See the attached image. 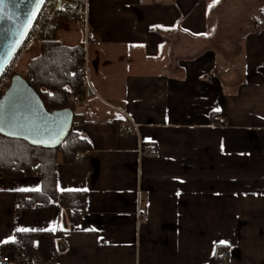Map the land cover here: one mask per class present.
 I'll return each instance as SVG.
<instances>
[{
    "label": "crops",
    "instance_id": "0c3cea01",
    "mask_svg": "<svg viewBox=\"0 0 264 264\" xmlns=\"http://www.w3.org/2000/svg\"><path fill=\"white\" fill-rule=\"evenodd\" d=\"M235 1L264 7L88 0V96L71 103L92 149L56 171L86 202L73 223L62 208L17 213L15 194L40 181L0 178V255L37 232L38 264H264V26L217 11ZM54 37L82 43L70 22ZM149 145L158 157L139 155Z\"/></svg>",
    "mask_w": 264,
    "mask_h": 264
},
{
    "label": "trees",
    "instance_id": "16d2710c",
    "mask_svg": "<svg viewBox=\"0 0 264 264\" xmlns=\"http://www.w3.org/2000/svg\"><path fill=\"white\" fill-rule=\"evenodd\" d=\"M252 19L253 26L245 28V32H255L264 26V7L257 9ZM57 22L54 29L42 33L40 40L32 47V53L29 56L26 53L11 78L14 75L21 76L38 94L48 112L70 109L75 113L72 100L88 96L84 49L82 43L67 46L58 41L54 34L64 21L58 19ZM77 117L74 114L72 129L54 149L34 147L24 141L0 135V178L37 177L40 181L38 191L15 194L17 213L62 208L72 223L77 220L76 209L84 207L86 194L59 191L56 175L58 157L63 164L71 165L75 163L78 153L92 149L87 138L73 131L76 125L82 124ZM115 124L119 130V124ZM38 234L17 232L14 240L3 246V252L12 251L17 264H21L25 257L36 255L33 241Z\"/></svg>",
    "mask_w": 264,
    "mask_h": 264
},
{
    "label": "water",
    "instance_id": "95a60500",
    "mask_svg": "<svg viewBox=\"0 0 264 264\" xmlns=\"http://www.w3.org/2000/svg\"><path fill=\"white\" fill-rule=\"evenodd\" d=\"M43 1L3 0L0 15V77L20 49L34 24ZM70 109L48 112L38 94L19 75H14L0 97V135L34 147L57 148L73 126Z\"/></svg>",
    "mask_w": 264,
    "mask_h": 264
},
{
    "label": "built area",
    "instance_id": "2783aa9c",
    "mask_svg": "<svg viewBox=\"0 0 264 264\" xmlns=\"http://www.w3.org/2000/svg\"><path fill=\"white\" fill-rule=\"evenodd\" d=\"M88 0H44L40 8L39 14L29 30L23 44L18 52L13 57L11 63L5 69L3 75L0 77V97L6 91L10 84L11 76L17 68L26 53L34 47L40 40L44 31H50L57 25L58 19L64 22H70L75 25L77 30L82 34V45L84 52L88 45L94 39V34L90 29L88 20ZM73 58V57H72ZM79 98L75 97L72 102L76 103ZM216 120H219L217 118ZM136 129V127H134ZM120 131H126L125 126L120 127ZM139 155L144 158H156L159 152L155 145H149L145 148L139 149ZM84 156L83 153L76 155V160H80ZM80 213V210L77 209ZM137 219L140 221L147 219V214L138 211ZM226 258V254L223 255ZM39 258L36 255H29L24 258L21 264H38ZM0 264H17L14 253L8 252L0 255Z\"/></svg>",
    "mask_w": 264,
    "mask_h": 264
},
{
    "label": "rangeland",
    "instance_id": "374dc122",
    "mask_svg": "<svg viewBox=\"0 0 264 264\" xmlns=\"http://www.w3.org/2000/svg\"><path fill=\"white\" fill-rule=\"evenodd\" d=\"M231 4H233V5H236V7L235 8H233V9H231V8H225L226 6L225 5H223L222 4V6H220V8H218L217 9V11L218 12H222L223 14H227L228 16L229 15H236V16H239V17H241V15L243 14V17H245V12L248 10V12H249V14L251 13V15H256V10L257 9H259V8H261L262 6H258V7H254V5H255V2H252V1H250L249 2V4H251L249 7H245L246 9H241L240 8V5H241V3L239 2V1H235V2H232ZM245 5V4H244ZM247 12V13H248ZM250 21L251 22H249V24L247 25L246 23H245V25H246V28L248 27V26H253L252 24V21H253V19H251L250 18ZM239 25L238 24H236L235 26H233V25H230V28H237V30H239L241 27V23H240V26L238 27ZM241 37H242V35H241ZM32 49V48H31ZM29 50L28 52H27V56H29L30 55V53H32V50ZM20 64V63H19ZM19 66V65H18ZM18 66H17V68H18Z\"/></svg>",
    "mask_w": 264,
    "mask_h": 264
},
{
    "label": "snow or ice",
    "instance_id": "6c2138e0",
    "mask_svg": "<svg viewBox=\"0 0 264 264\" xmlns=\"http://www.w3.org/2000/svg\"><path fill=\"white\" fill-rule=\"evenodd\" d=\"M42 2V0H37V3L35 5V7H39V4ZM3 4V0H0V5ZM0 12H2V8H0ZM8 19V20H11L12 17L11 16H3V15H0V20H3V19ZM0 130H2V128H0ZM18 231H28V229H18Z\"/></svg>",
    "mask_w": 264,
    "mask_h": 264
}]
</instances>
